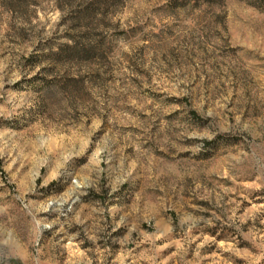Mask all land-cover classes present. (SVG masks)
I'll use <instances>...</instances> for the list:
<instances>
[{
    "label": "rangeland",
    "instance_id": "obj_1",
    "mask_svg": "<svg viewBox=\"0 0 264 264\" xmlns=\"http://www.w3.org/2000/svg\"><path fill=\"white\" fill-rule=\"evenodd\" d=\"M0 264H264V0H0Z\"/></svg>",
    "mask_w": 264,
    "mask_h": 264
},
{
    "label": "trees",
    "instance_id": "obj_2",
    "mask_svg": "<svg viewBox=\"0 0 264 264\" xmlns=\"http://www.w3.org/2000/svg\"><path fill=\"white\" fill-rule=\"evenodd\" d=\"M24 0H2L4 7H6L10 12H15V10L23 4ZM104 2L106 0H103ZM95 2H85L83 8L79 12H74L73 14H68L67 16L70 18L69 21L73 23H78L82 21H89L93 18ZM89 24H87L86 27ZM73 42L70 44L62 46L55 54L54 58L58 61H75V60H83L89 59L90 56L94 55L95 47L92 45H82L79 44L72 37Z\"/></svg>",
    "mask_w": 264,
    "mask_h": 264
}]
</instances>
